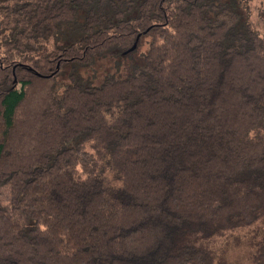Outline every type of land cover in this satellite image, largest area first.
<instances>
[{
	"label": "trees",
	"instance_id": "16d2710c",
	"mask_svg": "<svg viewBox=\"0 0 264 264\" xmlns=\"http://www.w3.org/2000/svg\"><path fill=\"white\" fill-rule=\"evenodd\" d=\"M249 15L0 0V264H243L245 246L264 264V8Z\"/></svg>",
	"mask_w": 264,
	"mask_h": 264
},
{
	"label": "rangeland",
	"instance_id": "374dc122",
	"mask_svg": "<svg viewBox=\"0 0 264 264\" xmlns=\"http://www.w3.org/2000/svg\"><path fill=\"white\" fill-rule=\"evenodd\" d=\"M249 5V11H250V19L254 24H262L261 20V13L264 8V0H248ZM261 32H264V30H261ZM147 48V45L145 44L141 50H145ZM247 246L242 248H237V250L232 251L229 254L233 257L232 259H237L243 264H251L250 260L246 256Z\"/></svg>",
	"mask_w": 264,
	"mask_h": 264
},
{
	"label": "water",
	"instance_id": "95a60500",
	"mask_svg": "<svg viewBox=\"0 0 264 264\" xmlns=\"http://www.w3.org/2000/svg\"><path fill=\"white\" fill-rule=\"evenodd\" d=\"M139 37L140 36L137 37V41H138ZM137 41L126 52L133 51L137 47Z\"/></svg>",
	"mask_w": 264,
	"mask_h": 264
}]
</instances>
